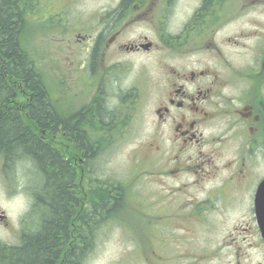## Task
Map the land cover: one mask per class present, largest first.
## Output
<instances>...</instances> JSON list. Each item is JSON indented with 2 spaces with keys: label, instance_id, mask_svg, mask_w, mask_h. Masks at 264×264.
<instances>
[{
  "label": "flooded vegetation",
  "instance_id": "af4514ba",
  "mask_svg": "<svg viewBox=\"0 0 264 264\" xmlns=\"http://www.w3.org/2000/svg\"><path fill=\"white\" fill-rule=\"evenodd\" d=\"M123 1L111 0L101 13L94 14L96 19L106 21L101 28L92 34L78 35L80 39L74 46L85 43L87 48L84 60L74 72L80 81L91 78L89 83L95 91L75 114L59 112L61 122L70 121L72 130L84 132L85 120L92 117L97 130L112 132L116 129L113 112L129 115L136 103L147 100L150 92L156 106V128L168 127L175 144L181 140V150L184 147L194 151L196 158L189 157L188 163L205 166L201 172L204 177L214 178L223 172V185L231 187L203 189L201 198L186 199L180 208L191 209L190 221L201 223L203 215L196 216V211L213 210L217 200L228 192L236 198L248 194V207L253 212L254 196L264 179V171L258 173L259 168H264V0H131L120 10ZM184 6L187 11L182 14ZM124 24L141 25L154 35L151 39L138 36L123 42L119 28ZM122 58L125 59L119 60ZM65 60L73 64L68 56ZM133 64H140V72L123 87L119 78L131 75ZM148 66L153 79L147 74ZM141 78L144 85L139 82ZM6 81L15 83L17 79ZM111 99L115 102L112 109L106 107ZM27 101L29 124L25 127L35 136L39 131L44 136L60 133L65 148L60 159L75 173L70 192L74 193L76 203L70 206L77 212V223H71L76 239L68 237L63 243L61 263L66 264V258L83 252L84 235L80 229L84 217L92 215L90 202H94L97 193L95 148L82 143L83 136L70 135L68 125H58L52 131L39 128L30 116L33 94H28ZM19 103L13 92L8 104L18 115L24 111V106L19 110ZM104 115L110 117L108 123L103 122L105 117L100 119ZM122 127L126 132L128 125ZM93 142L98 150V142ZM29 159L14 157L8 163L0 153V230L11 235L0 239V253L20 248L25 234H32L40 223L29 225L41 203V194L33 183L40 170L34 159ZM181 165L178 162L174 172H193ZM195 174L189 176L195 178ZM203 180L194 179L193 184L199 185ZM16 197L21 198L27 220L21 214L15 222L11 219ZM84 209L86 215L82 214ZM254 228V237L249 238L264 251L257 224Z\"/></svg>",
  "mask_w": 264,
  "mask_h": 264
},
{
  "label": "rangeland",
  "instance_id": "374dc122",
  "mask_svg": "<svg viewBox=\"0 0 264 264\" xmlns=\"http://www.w3.org/2000/svg\"><path fill=\"white\" fill-rule=\"evenodd\" d=\"M110 1L67 3L68 0H30L22 7L23 20L18 42L20 53L24 54V63L28 64L33 76L41 80L50 98L48 104L56 112L77 111L95 91L89 83L91 78L80 81L74 72L85 58L87 44L81 43L78 47L74 44L80 39L78 35L92 34L106 23L104 18L96 19L94 14L101 13ZM186 11L184 6L181 12ZM60 12L63 15L61 21L56 16ZM119 29L122 30L120 39L123 42L138 36L151 39L154 35L148 28L136 24H124ZM66 56L73 64L65 60ZM133 65L131 75L119 78L123 87L140 72V64ZM150 71L148 66L147 74L153 79ZM139 82L145 84L142 78ZM152 98L149 92L147 100L142 104L136 103L129 115L122 114V111L113 112L116 129H112L111 143L110 134L97 130L92 117L84 122L86 139L95 148V177L105 183L104 187L117 186V182L127 185L126 188L122 186L121 191L112 189L119 198L117 214L106 217L105 222L99 224L94 248H85H88L85 251L88 254L83 264H193V255L196 259L202 257L199 264H264L263 249L249 238L250 235L254 237L255 223L248 207V194L236 198L226 193L215 203L214 210L205 214L201 223L186 222V217H183L180 226L183 229L177 230L180 224H174V219L177 215L181 216L180 210L188 209L180 208L184 201L201 198L203 189L220 188L223 184L221 179L226 174L221 172L214 178H206L201 174L205 166L199 168V163H188L189 157L196 158L194 151L181 152V140L175 144L168 127L156 129L158 119L153 114L156 106ZM114 104L111 99L106 107L111 108ZM104 117L103 122L108 123L110 117ZM124 124L128 125L126 132L122 127ZM97 139L99 150L93 145V140ZM219 159L221 162L222 158ZM139 162L142 163L141 168L137 167ZM178 162L185 168L190 167L193 172L185 170L177 174L174 170ZM263 171L261 167L258 173ZM190 173H196L195 178L189 176ZM37 177L33 183L42 194L43 177L40 171ZM198 178L204 180L194 185V179ZM125 190L127 196L123 194L119 197ZM13 201L11 216L15 220L23 210V204L20 197ZM44 213L39 209L29 220V225L32 227ZM5 237L7 233L0 230V239Z\"/></svg>",
  "mask_w": 264,
  "mask_h": 264
},
{
  "label": "trees",
  "instance_id": "16d2710c",
  "mask_svg": "<svg viewBox=\"0 0 264 264\" xmlns=\"http://www.w3.org/2000/svg\"><path fill=\"white\" fill-rule=\"evenodd\" d=\"M130 1L124 0L120 10H123ZM21 3L23 1L0 0V153L7 157L8 163L9 158L12 159L20 154L34 159L43 177L41 203L38 208L46 213L40 214V223L34 228V232L25 234L20 248H11L0 254V263L59 264L62 259L60 253L63 243L70 237L71 223H77L75 207L70 206L76 203L74 193L70 192L75 173L69 165L61 161V155L51 149V144L44 143L39 133L33 135L29 128L25 127L18 113L10 109L8 101L13 97V89L5 78L20 79L25 88L33 94L30 116L39 128L52 131L58 125L63 124L65 127L68 125L70 135L83 136L82 143L89 144V142L85 131L72 130L70 121L61 122L60 117L47 102L46 90L41 80L39 77L35 78L28 64L24 63V55L20 53L18 45L22 27L20 23L23 20V11L19 8ZM98 185L100 189L95 192L94 202L93 199L90 202L93 204L92 215L84 217L80 229L84 235V251L81 255L66 258L68 259L66 264H81L88 249L85 248L91 246L92 235L98 232L99 224L104 223L106 217L117 214L116 210L120 203L117 195L112 197V189L121 191L122 186H125L122 182H117V186H109L110 188L104 187L101 182ZM121 194L122 196L119 197H123V194L126 197L127 191H122ZM95 217H98L99 223H96Z\"/></svg>",
  "mask_w": 264,
  "mask_h": 264
},
{
  "label": "water",
  "instance_id": "95a60500",
  "mask_svg": "<svg viewBox=\"0 0 264 264\" xmlns=\"http://www.w3.org/2000/svg\"><path fill=\"white\" fill-rule=\"evenodd\" d=\"M262 185L264 186V182ZM256 214L262 235L264 237V200L262 198L258 200Z\"/></svg>",
  "mask_w": 264,
  "mask_h": 264
},
{
  "label": "bare ground",
  "instance_id": "6f19581e",
  "mask_svg": "<svg viewBox=\"0 0 264 264\" xmlns=\"http://www.w3.org/2000/svg\"><path fill=\"white\" fill-rule=\"evenodd\" d=\"M24 36V35H23ZM27 37V36H26ZM24 40V39H23ZM110 113V112H109ZM21 155V154H20ZM90 225V224H89ZM96 225V224H95Z\"/></svg>",
  "mask_w": 264,
  "mask_h": 264
}]
</instances>
